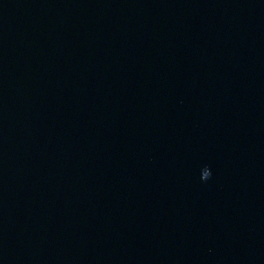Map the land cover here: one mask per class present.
Here are the masks:
<instances>
[{
    "label": "water",
    "instance_id": "95a60500",
    "mask_svg": "<svg viewBox=\"0 0 264 264\" xmlns=\"http://www.w3.org/2000/svg\"><path fill=\"white\" fill-rule=\"evenodd\" d=\"M0 264H264V0H0Z\"/></svg>",
    "mask_w": 264,
    "mask_h": 264
},
{
    "label": "clouds",
    "instance_id": "9594fccd",
    "mask_svg": "<svg viewBox=\"0 0 264 264\" xmlns=\"http://www.w3.org/2000/svg\"><path fill=\"white\" fill-rule=\"evenodd\" d=\"M210 176V171L206 170L203 175V179H207Z\"/></svg>",
    "mask_w": 264,
    "mask_h": 264
}]
</instances>
